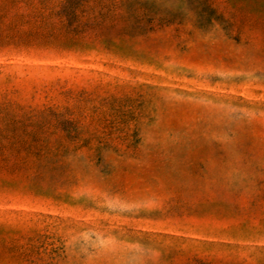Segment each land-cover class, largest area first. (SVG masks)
I'll return each instance as SVG.
<instances>
[{
    "label": "rangeland",
    "instance_id": "rangeland-1",
    "mask_svg": "<svg viewBox=\"0 0 264 264\" xmlns=\"http://www.w3.org/2000/svg\"><path fill=\"white\" fill-rule=\"evenodd\" d=\"M0 264H264V0H0Z\"/></svg>",
    "mask_w": 264,
    "mask_h": 264
}]
</instances>
